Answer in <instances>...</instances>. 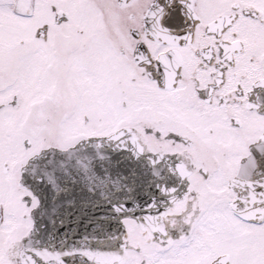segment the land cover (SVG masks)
Listing matches in <instances>:
<instances>
[{"label":"snow or ice","instance_id":"obj_1","mask_svg":"<svg viewBox=\"0 0 264 264\" xmlns=\"http://www.w3.org/2000/svg\"><path fill=\"white\" fill-rule=\"evenodd\" d=\"M0 264H264V0H0Z\"/></svg>","mask_w":264,"mask_h":264}]
</instances>
